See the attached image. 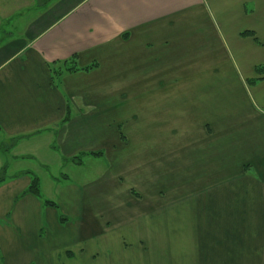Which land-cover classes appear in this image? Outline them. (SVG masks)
<instances>
[{
    "label": "crops",
    "instance_id": "obj_1",
    "mask_svg": "<svg viewBox=\"0 0 264 264\" xmlns=\"http://www.w3.org/2000/svg\"><path fill=\"white\" fill-rule=\"evenodd\" d=\"M29 1L0 41V264H264V0Z\"/></svg>",
    "mask_w": 264,
    "mask_h": 264
},
{
    "label": "rangeland",
    "instance_id": "obj_2",
    "mask_svg": "<svg viewBox=\"0 0 264 264\" xmlns=\"http://www.w3.org/2000/svg\"><path fill=\"white\" fill-rule=\"evenodd\" d=\"M5 4V6H3L4 9H2L1 5H0V10H3L2 12L6 15H9V17H5V21L2 23L1 19H0V29H1V26L3 28V34L2 36H0V41H2L3 39H5L4 37H6L7 35L10 34V32H12L13 30H15V33L17 32H20L22 30V28L24 27L23 25L27 22V17L28 15H33V10L34 11H37V6L35 5H32V3H30L29 0H2ZM1 1V2H2ZM35 6V7H34ZM14 15L15 14V18H11L10 16L11 15ZM15 20V21H14ZM14 21V22H13ZM3 38V39H2ZM23 165H27V164H23ZM31 167L33 168V172L34 174H36V176H38V178L41 180V184L42 186H45L47 187V183L48 181L46 179H49V177L52 175L56 178H59V176L57 175L56 173V168L55 167H52V168H49V172H45V171H42L41 168H39L38 166L32 164ZM73 167L72 166H69L67 165V167L65 168V171L68 172V174L70 175V179L73 181V182H77V181H80L81 178L80 176L84 177L83 175L84 174H87L88 171V168H83V170H72ZM74 171V173H73ZM74 176L76 177L74 179ZM103 210V209H101ZM60 214L59 216V219L63 220L62 223H60L61 225H64L62 226L63 228H67V229H73L75 230L76 229V226H77V220L72 217V216H69V215H61L60 212H58V215ZM11 218V217H10ZM10 222V221H9ZM60 222V220H59ZM7 222L5 221H2L0 219V224H5ZM13 234H15V232H12ZM54 236V230L53 229H50L48 234L43 231L41 237H52ZM125 249H122L121 252H117L119 255L117 256H122V252L124 253ZM110 258L109 254L107 253H104V257L103 256H99L95 262H93L92 264H126L125 262H111V263H107V260ZM114 261H117V260H114ZM77 263V262H76Z\"/></svg>",
    "mask_w": 264,
    "mask_h": 264
},
{
    "label": "trees",
    "instance_id": "obj_3",
    "mask_svg": "<svg viewBox=\"0 0 264 264\" xmlns=\"http://www.w3.org/2000/svg\"><path fill=\"white\" fill-rule=\"evenodd\" d=\"M45 1H49V0H39L37 2V5L44 4ZM241 36H244V37L245 36H252V33L251 32H243L241 34ZM95 66L96 65L93 64V65H91V66H89L87 68H84L83 70H89L90 68H93ZM261 69L262 68H256L255 72L259 73V72H261ZM48 70L51 73L52 79L54 80V79L58 78L59 76H61L63 74L73 73V72H76V71H78L80 69H78L76 67V65H75V57H71L70 59L65 60V61H59V62H55L53 64H49L48 65ZM248 84L252 85V84H254V81L248 82ZM68 117H69V113H67V115L65 116L63 122L68 120ZM72 163L75 164V165H80L81 164L80 157L73 158L72 159ZM3 180H4V171L1 170L0 171V183ZM27 193H29V194H31V195H33L35 197H39V188H38V180H37V178H33L32 183H31L30 187L27 190ZM45 204L48 205V206H54V204L51 203V202H45ZM59 220H60V223L63 222V220H61V219H59Z\"/></svg>",
    "mask_w": 264,
    "mask_h": 264
}]
</instances>
